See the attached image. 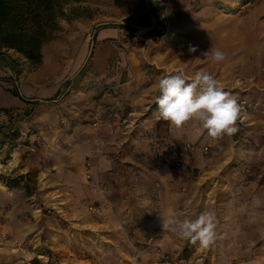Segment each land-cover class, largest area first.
I'll return each instance as SVG.
<instances>
[{"label": "rangeland", "instance_id": "rangeland-1", "mask_svg": "<svg viewBox=\"0 0 264 264\" xmlns=\"http://www.w3.org/2000/svg\"><path fill=\"white\" fill-rule=\"evenodd\" d=\"M70 1L85 16L60 21L41 65L0 59V126L21 131L0 136V176L26 177L0 178V264H264V0ZM199 71L237 98L234 135L159 117V79ZM206 210L209 248L162 228Z\"/></svg>", "mask_w": 264, "mask_h": 264}, {"label": "clouds", "instance_id": "clouds-1", "mask_svg": "<svg viewBox=\"0 0 264 264\" xmlns=\"http://www.w3.org/2000/svg\"><path fill=\"white\" fill-rule=\"evenodd\" d=\"M196 51L195 46L189 47V52ZM202 55L210 56L216 63L227 59L223 51L214 48ZM158 92L155 99L158 115L175 128L196 121L214 140L238 131L236 122L241 110L237 98L207 71L196 72L190 80L181 72L165 75L158 81ZM162 228L193 245L198 242L202 248L211 247L218 238V220L211 210L201 212L195 219L164 217Z\"/></svg>", "mask_w": 264, "mask_h": 264}, {"label": "trees", "instance_id": "trees-1", "mask_svg": "<svg viewBox=\"0 0 264 264\" xmlns=\"http://www.w3.org/2000/svg\"><path fill=\"white\" fill-rule=\"evenodd\" d=\"M83 16L85 15L80 8L72 7L70 0H0V59L4 58L6 65L14 72L16 69L12 59L5 53L11 50L21 54L34 66L41 65L43 48L60 30V21H71ZM9 91L26 103L39 104V99L27 98L16 84L15 88ZM59 95L58 92L47 101L54 102ZM3 111L10 113L12 110L4 109ZM9 121L10 124L7 126H0V136H5L15 145L21 137V131L15 126L16 118L13 115H10ZM2 143L5 144L4 141ZM0 178L8 186L14 187L15 183L19 185L26 177L5 179L0 176Z\"/></svg>", "mask_w": 264, "mask_h": 264}, {"label": "built area", "instance_id": "built-area-1", "mask_svg": "<svg viewBox=\"0 0 264 264\" xmlns=\"http://www.w3.org/2000/svg\"><path fill=\"white\" fill-rule=\"evenodd\" d=\"M151 264H171L170 257L164 252H158V257Z\"/></svg>", "mask_w": 264, "mask_h": 264}, {"label": "water", "instance_id": "water-1", "mask_svg": "<svg viewBox=\"0 0 264 264\" xmlns=\"http://www.w3.org/2000/svg\"><path fill=\"white\" fill-rule=\"evenodd\" d=\"M93 48H94V43L92 44V47H91V52L93 51Z\"/></svg>", "mask_w": 264, "mask_h": 264}]
</instances>
